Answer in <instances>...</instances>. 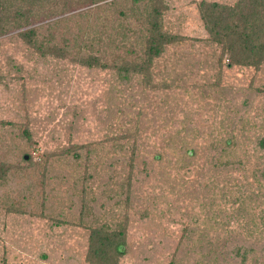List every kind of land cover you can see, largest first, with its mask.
Segmentation results:
<instances>
[{"label": "rangeland", "instance_id": "1", "mask_svg": "<svg viewBox=\"0 0 264 264\" xmlns=\"http://www.w3.org/2000/svg\"><path fill=\"white\" fill-rule=\"evenodd\" d=\"M111 1L60 17L86 11L77 28L90 29ZM161 1L175 41L151 84L0 34V164L13 167L0 183V264H88L89 229L124 220L118 264H264V62H217L197 4L237 0Z\"/></svg>", "mask_w": 264, "mask_h": 264}, {"label": "trees", "instance_id": "2", "mask_svg": "<svg viewBox=\"0 0 264 264\" xmlns=\"http://www.w3.org/2000/svg\"><path fill=\"white\" fill-rule=\"evenodd\" d=\"M102 1L104 0H0V34L10 30L18 31L17 37L38 57H68L79 66L112 69L118 75L133 73L140 75L143 82L151 84L153 62L162 55L165 46L175 41L161 28L165 5L161 0H113L108 7H98L97 25L90 29L87 26L82 30L79 29L81 24L78 21L87 16L86 11L76 12L69 18L60 17L84 6H98ZM197 12L209 41L220 49L217 59L219 66L223 56L227 57L228 68L241 66L257 70L262 65L264 0H237L232 6L199 1ZM72 18L76 28L79 27L77 32L81 34L77 39L76 36L69 38L71 25L68 26V23H72ZM131 21H134L133 27L138 26L136 31L142 35L139 42L134 43L126 37L132 35V29H126ZM37 22L45 24L35 26L39 24ZM123 30L125 36L121 35ZM22 134L30 143L29 133L24 130ZM118 140L125 138L118 137ZM258 144L264 148V139ZM78 148L82 147L70 149L75 161L80 160L75 151ZM130 152L132 154L133 147ZM12 168L7 163L0 164L1 184ZM126 222H119L111 230L89 229L85 262L118 264L124 254Z\"/></svg>", "mask_w": 264, "mask_h": 264}, {"label": "water", "instance_id": "3", "mask_svg": "<svg viewBox=\"0 0 264 264\" xmlns=\"http://www.w3.org/2000/svg\"><path fill=\"white\" fill-rule=\"evenodd\" d=\"M26 158V157H25Z\"/></svg>", "mask_w": 264, "mask_h": 264}]
</instances>
